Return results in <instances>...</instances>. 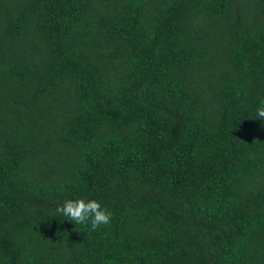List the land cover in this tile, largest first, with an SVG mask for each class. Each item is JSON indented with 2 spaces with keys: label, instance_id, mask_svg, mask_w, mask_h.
<instances>
[{
  "label": "trees",
  "instance_id": "16d2710c",
  "mask_svg": "<svg viewBox=\"0 0 264 264\" xmlns=\"http://www.w3.org/2000/svg\"><path fill=\"white\" fill-rule=\"evenodd\" d=\"M262 100L264 0H0V264H264Z\"/></svg>",
  "mask_w": 264,
  "mask_h": 264
},
{
  "label": "clouds",
  "instance_id": "9594fccd",
  "mask_svg": "<svg viewBox=\"0 0 264 264\" xmlns=\"http://www.w3.org/2000/svg\"><path fill=\"white\" fill-rule=\"evenodd\" d=\"M256 119L264 120V100L260 102V107L256 109ZM56 213L67 217V220L75 224H90V229L95 231L101 226H107L112 218V213L96 200L77 199L66 200L55 209Z\"/></svg>",
  "mask_w": 264,
  "mask_h": 264
}]
</instances>
